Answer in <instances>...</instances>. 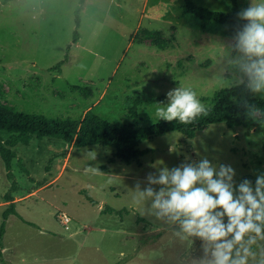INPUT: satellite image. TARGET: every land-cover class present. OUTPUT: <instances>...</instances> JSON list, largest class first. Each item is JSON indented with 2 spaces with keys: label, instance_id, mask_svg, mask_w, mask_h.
I'll return each mask as SVG.
<instances>
[{
  "label": "rangeland",
  "instance_id": "374dc122",
  "mask_svg": "<svg viewBox=\"0 0 264 264\" xmlns=\"http://www.w3.org/2000/svg\"><path fill=\"white\" fill-rule=\"evenodd\" d=\"M194 1L212 10L233 8L230 0ZM184 2L0 0V105L79 120L103 90L94 110L112 122L139 126L157 120L156 108L177 87L192 89L205 107L211 105L217 90L240 83L243 74L234 63L240 54L233 55L235 38L223 24L183 15ZM258 2L239 0V11ZM77 16L79 44L73 40ZM135 99L142 100L137 120L130 113ZM139 147L148 151L127 162L116 146L75 147L34 136L29 145L15 146V178L8 177L0 154V227L11 202L22 216L7 220L0 264H200L202 241L182 233L178 222L159 219L153 198L140 197L150 186L147 177L206 158L217 168L230 165L237 184L254 182L264 174V123H214L194 137L172 131ZM14 180L17 189L8 200ZM106 206L129 212H106ZM63 212L72 218L68 224L59 217ZM252 248L250 264H260L264 241Z\"/></svg>",
  "mask_w": 264,
  "mask_h": 264
},
{
  "label": "clouds",
  "instance_id": "9594fccd",
  "mask_svg": "<svg viewBox=\"0 0 264 264\" xmlns=\"http://www.w3.org/2000/svg\"><path fill=\"white\" fill-rule=\"evenodd\" d=\"M237 15L247 21L234 45L240 54L234 62L243 74L240 83L253 94L264 93V0L250 3ZM155 115L157 120L190 124L207 115V109L192 89L177 87L167 93V103H161ZM90 155L95 158V152ZM235 175L230 165L217 168L206 158L163 167L158 176L147 177L150 186L140 197L153 198L159 219L178 222L182 233L202 241L200 264H250L256 256L252 246L264 241V174L238 184ZM151 185L162 187L157 191Z\"/></svg>",
  "mask_w": 264,
  "mask_h": 264
},
{
  "label": "trees",
  "instance_id": "16d2710c",
  "mask_svg": "<svg viewBox=\"0 0 264 264\" xmlns=\"http://www.w3.org/2000/svg\"><path fill=\"white\" fill-rule=\"evenodd\" d=\"M233 8L231 12L212 10L198 5L194 0H185L183 15L192 13L201 20L221 23L224 32L235 38L247 21L238 17L239 0H230ZM81 19L76 18V30L73 40L79 39ZM219 27V26H218ZM236 43V41H235ZM238 52L233 49V55ZM63 60L59 62L61 65ZM53 69L56 67H52ZM247 77L245 79V82ZM78 88V86H75ZM136 103L130 110L135 120L138 119V108L141 99H135ZM207 115H201L190 124H181L178 121L167 122L156 120L144 126H139L136 121L131 123H115L101 116L93 108L89 109L83 118L76 120L72 117H53L38 112H25L15 110L10 106L0 105V154L6 164L7 175L15 178L13 172V160L18 157L15 146L19 143L29 145L34 136L39 139L44 137H56L72 143L75 147L90 146L94 144L116 146L117 155L127 162L138 159L148 149H141L140 143L155 135H163L172 131H180L188 137H194L197 132L207 125L225 122L229 127L237 126L254 127L264 123V97L258 98L245 86L239 83L231 87L217 90L212 97V104L206 107ZM2 133H8L4 138ZM21 168L29 173V170L19 159ZM17 189L16 180L6 194L8 200H13L12 191ZM88 197L92 199L91 195ZM96 202V200H93ZM106 212L123 214L129 212L128 208L117 210L112 206H106ZM22 217L15 202H11L3 213L4 220L0 227V246L4 248L3 237L6 232V223L10 215ZM139 221H147L144 216L138 217Z\"/></svg>",
  "mask_w": 264,
  "mask_h": 264
},
{
  "label": "crops",
  "instance_id": "0c3cea01",
  "mask_svg": "<svg viewBox=\"0 0 264 264\" xmlns=\"http://www.w3.org/2000/svg\"><path fill=\"white\" fill-rule=\"evenodd\" d=\"M80 26H81V25H80ZM80 40H81V35L79 36V39L76 41V43L79 44V43H80ZM102 91H103V90H102ZM102 91L100 92V96H99L97 99H95L93 103H90L89 105H87V106L84 108L83 115H82L81 118L84 117V115L86 114V112H87L89 109H91V108L94 109V107H95L96 105H98V104L101 102V98H102V97L105 95V93H106V91H104V92H102Z\"/></svg>",
  "mask_w": 264,
  "mask_h": 264
},
{
  "label": "built area",
  "instance_id": "2783aa9c",
  "mask_svg": "<svg viewBox=\"0 0 264 264\" xmlns=\"http://www.w3.org/2000/svg\"><path fill=\"white\" fill-rule=\"evenodd\" d=\"M60 219L63 223L68 224L70 221H72V218L69 214L63 212L59 215Z\"/></svg>",
  "mask_w": 264,
  "mask_h": 264
}]
</instances>
